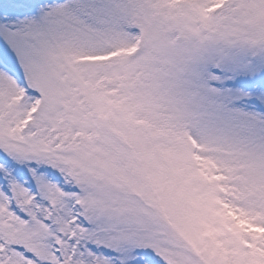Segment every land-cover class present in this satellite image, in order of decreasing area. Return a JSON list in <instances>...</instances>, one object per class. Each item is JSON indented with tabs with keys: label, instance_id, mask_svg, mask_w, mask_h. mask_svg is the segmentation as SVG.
<instances>
[{
	"label": "snow or ice",
	"instance_id": "6c2138e0",
	"mask_svg": "<svg viewBox=\"0 0 264 264\" xmlns=\"http://www.w3.org/2000/svg\"><path fill=\"white\" fill-rule=\"evenodd\" d=\"M0 264H264V0H0Z\"/></svg>",
	"mask_w": 264,
	"mask_h": 264
}]
</instances>
